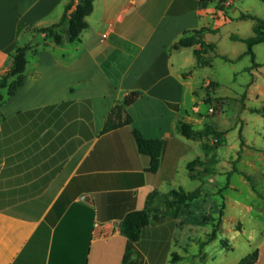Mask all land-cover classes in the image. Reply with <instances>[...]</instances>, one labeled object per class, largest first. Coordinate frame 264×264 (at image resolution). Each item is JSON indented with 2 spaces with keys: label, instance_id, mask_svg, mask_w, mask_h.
I'll use <instances>...</instances> for the list:
<instances>
[{
  "label": "crops",
  "instance_id": "0c3cea01",
  "mask_svg": "<svg viewBox=\"0 0 264 264\" xmlns=\"http://www.w3.org/2000/svg\"><path fill=\"white\" fill-rule=\"evenodd\" d=\"M67 1L0 0V74L17 44L30 47L22 85L12 96L0 91V264H171L173 252L182 256L175 264H194L191 258L203 259L204 247L215 240L202 245L205 238L189 237L195 244L191 256L181 248L177 232L189 225L185 212L195 200L173 217L158 214V221L142 228L125 261L120 222L127 212L142 209L154 190V205L171 189L186 190L192 159L213 156L212 171L218 172L215 155L197 152L204 140L179 132L181 121L204 125V89L216 81L203 73L207 67H195L192 48L169 47L185 31L207 28L216 32H206L204 40L227 55L218 51L216 38L242 12H233L235 0H93L88 26L73 42L55 45L22 30L56 22ZM232 35L245 37L231 33L232 41H238ZM260 46L253 47L259 66L243 68L250 77L242 91L243 112H264V100L258 108L249 102L255 93L264 99ZM216 87L209 93L223 103ZM130 93L138 94L125 107L132 124L102 132L112 106ZM132 128L161 140L155 173L147 171L149 158L138 153ZM251 146L244 141L243 164L236 168L264 177ZM227 170L237 176L228 187L241 193L242 185L250 199V182L233 167ZM255 249L254 264H264V241Z\"/></svg>",
  "mask_w": 264,
  "mask_h": 264
},
{
  "label": "rangeland",
  "instance_id": "374dc122",
  "mask_svg": "<svg viewBox=\"0 0 264 264\" xmlns=\"http://www.w3.org/2000/svg\"><path fill=\"white\" fill-rule=\"evenodd\" d=\"M244 11L264 17V2L235 0L233 12ZM251 25L250 20H238L224 28L216 38L218 51L224 52L235 60L226 62L219 57H213L211 66L203 70L205 76L218 83L214 94L223 97L221 112L217 115L207 111V107L213 108L215 103L201 105L203 124L211 123L220 129L227 130V133L224 137L225 141L223 138V143L220 145H216L210 137L204 138V144L201 147L203 150L197 148V152L205 156L215 155L218 172L206 174L199 180H191L187 177L182 185L189 191L200 187L201 196L190 204V209L185 212L189 225L183 226L177 232L181 248H185L187 255L191 256L194 254L195 244L189 237L206 238L202 233H208L211 224L210 220L205 219V215L219 218L218 214L221 212L223 216L220 218L224 220L220 224L217 238L209 246L204 247V258H191L190 262L193 261L194 264H236L247 252L259 247L264 241V177L253 173L249 176L252 190L250 199L247 198V189L242 185H239L241 193H236L228 187L229 183L237 182V176L229 174L227 167L236 168L243 164L240 158L244 141L254 145L249 147V151L251 153L254 151L259 169L264 170V160L259 159L264 153V149L259 148L264 147V116L241 110L242 91L250 78L249 72L244 71L243 68L251 64V61L248 55L236 58L245 50V44L229 39V34L236 32L245 37L251 36ZM22 30L32 33L31 28L26 26H22ZM260 47L264 48V44ZM256 52H258L257 49ZM207 86L204 89L206 94L203 101L207 97L212 98L207 91ZM255 94H252L249 99L252 108H258L264 100L262 96ZM240 135L243 144H240ZM234 157L233 163L231 158ZM220 239H227L230 250L227 251L220 246Z\"/></svg>",
  "mask_w": 264,
  "mask_h": 264
},
{
  "label": "trees",
  "instance_id": "16d2710c",
  "mask_svg": "<svg viewBox=\"0 0 264 264\" xmlns=\"http://www.w3.org/2000/svg\"><path fill=\"white\" fill-rule=\"evenodd\" d=\"M261 1L264 2V0ZM92 9L93 0H68L63 7L61 16L56 22L44 27L22 26L31 28L34 34H41L45 38L51 39L55 45H61L65 42H73L79 38L80 34L88 26L86 17L91 13ZM238 19L252 21L251 36L240 37L238 35H232L230 37L233 40H238L245 44V50L242 55H248L250 58L251 64L247 67L249 71L259 66L254 59L253 47L257 44H264V17L256 16L250 12H242L239 14ZM64 26L65 28H63ZM206 32L215 33L216 31L207 28L185 31L171 44L169 50L192 48V53L195 58V67L197 68L211 66L213 57H219L227 62H234L235 59H231L227 55L218 54L214 43L204 40V34ZM195 46L198 47L196 48ZM29 48V44H17L10 54V65L8 70L0 74V91L6 89L7 96H12L23 83L24 70L27 63V51ZM214 86H218V84L216 82H210L207 86V91H213ZM137 96V93H130L112 106L104 122L102 132L114 130L120 126H130L132 124V118L126 113L125 107L134 102ZM203 103H215L212 112L214 115L221 112L223 103L220 98L207 97ZM254 112L264 115V112L259 110H255ZM179 132L185 138L193 140H204V138L207 139L211 137L216 145H220L223 143V138L227 130L217 129L216 126L211 123H205L201 128H195L191 122L181 121L179 124ZM131 135L138 153L149 158L147 171L155 173L159 166L162 149L161 140L145 138L136 128L131 129ZM239 138L240 144H243L241 135ZM215 162L216 160L213 156L204 160H201L199 157L192 159L187 163L189 178L201 179L204 175L213 173L211 166ZM234 170L243 175L244 178L251 183V179L248 175L236 168H234ZM158 195L159 192L157 190L150 192L147 195L146 203L142 209L129 211L121 219L120 231L127 238V247L123 257L124 261L131 255L133 244L140 238L142 228L154 221H158V214L171 215V217L175 216L177 210L181 207L188 206L189 202L198 199L201 195V190L200 187L193 191H186L182 187L171 189L169 192L159 197V204L154 205V200ZM162 208L166 213L162 212ZM218 215L219 218H215L212 215H205V219L210 220L211 229L206 233V238L202 245L217 238L222 222L220 217L223 216V214L220 212ZM227 243V239H220V246L228 251L230 247ZM257 258L258 252L255 249L242 257L237 264H254ZM181 259L182 256L179 253L173 252L170 256L169 263L175 264Z\"/></svg>",
  "mask_w": 264,
  "mask_h": 264
},
{
  "label": "water",
  "instance_id": "95a60500",
  "mask_svg": "<svg viewBox=\"0 0 264 264\" xmlns=\"http://www.w3.org/2000/svg\"><path fill=\"white\" fill-rule=\"evenodd\" d=\"M81 199L84 201H90V195H83Z\"/></svg>",
  "mask_w": 264,
  "mask_h": 264
},
{
  "label": "built area",
  "instance_id": "2783aa9c",
  "mask_svg": "<svg viewBox=\"0 0 264 264\" xmlns=\"http://www.w3.org/2000/svg\"><path fill=\"white\" fill-rule=\"evenodd\" d=\"M207 111H208L209 113H211V112H213V108H212V107H208Z\"/></svg>",
  "mask_w": 264,
  "mask_h": 264
}]
</instances>
